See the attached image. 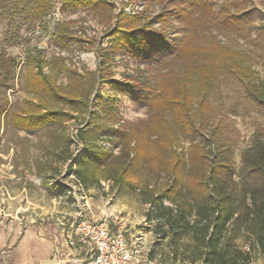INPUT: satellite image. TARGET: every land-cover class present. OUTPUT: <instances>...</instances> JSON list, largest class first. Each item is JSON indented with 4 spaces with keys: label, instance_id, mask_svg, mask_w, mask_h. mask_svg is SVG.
I'll use <instances>...</instances> for the list:
<instances>
[{
    "label": "trees",
    "instance_id": "16d2710c",
    "mask_svg": "<svg viewBox=\"0 0 264 264\" xmlns=\"http://www.w3.org/2000/svg\"><path fill=\"white\" fill-rule=\"evenodd\" d=\"M179 1L173 2L172 10L157 16L165 25L159 30L149 16L131 15L124 10L115 15L111 0H63L67 12L86 9L111 30L112 52L126 49L137 59L150 60V64L163 55L174 58L162 63L155 75L156 87L144 88L142 84L121 85L112 77L111 63L102 64L99 70L79 71L66 63L67 58L49 59L45 50L28 46L23 68L31 99L11 120L29 132L65 125L73 118L86 122L76 128L74 140L69 138L70 145L81 153L70 148L66 159V171L73 173L81 185L89 188L101 180H111L138 188L150 204L148 220L166 227L164 233L171 234L175 245L183 237L193 240L186 247L193 246L191 262L195 264H249L257 259L254 250L264 253V136L243 152L236 180L239 171L233 152L237 132L225 112H219L210 124L212 107L207 96L223 82V76H228L242 80L248 99L264 106V81L254 69L253 53L224 44L207 32L210 26H217L262 48L264 53V24L258 25L254 36L253 10L257 8L252 0H230L218 11L209 0ZM55 2L0 0V24L10 28V37L23 25L41 22L45 28L44 18ZM173 16L181 24L182 35L170 43ZM73 23L74 20L62 21L48 26L49 40L61 50L76 40ZM13 28L16 31L12 32ZM22 40L29 42L25 36ZM16 60L0 40V121L9 105L8 91L15 87V78L18 80L22 72L17 70ZM61 73L67 76L66 85L58 82ZM100 82H108L121 92L147 89L149 118L131 128L127 123L118 124L116 97L110 96L109 101L93 99ZM138 95L134 93L136 99ZM95 105L101 115L92 110ZM262 132L264 135V129ZM181 136L191 139L187 147L180 143ZM198 136L202 139L195 141ZM102 141H108L111 147L101 145ZM113 147H118V152ZM145 167L171 181L159 190L141 185ZM230 226L244 230L252 237L253 246L239 249L231 242L225 243ZM178 250L177 246L175 251Z\"/></svg>",
    "mask_w": 264,
    "mask_h": 264
},
{
    "label": "rangeland",
    "instance_id": "374dc122",
    "mask_svg": "<svg viewBox=\"0 0 264 264\" xmlns=\"http://www.w3.org/2000/svg\"><path fill=\"white\" fill-rule=\"evenodd\" d=\"M228 1L230 0H209L215 11L220 10ZM252 1L257 8L253 10L255 36L258 25L264 24V0ZM173 2L180 1L111 0L115 15L124 10L131 15L149 16L152 25L159 30H163L165 25L157 16L172 10ZM64 12V21L74 20L71 28L76 40L71 42L68 49L61 50L49 40L48 34L51 31L48 28L53 25L45 22L47 25L45 39L48 45L45 55L49 59L53 56L75 59L83 71L99 70L102 64L107 66L111 63L112 77L121 85L142 84L141 86L146 88L156 87L155 75L162 63L174 58V55H163L160 60L150 64V60L137 59L126 49L114 53L111 47L113 45L111 30L97 16L83 8L75 13L66 10ZM171 21L170 43L173 42L172 39L182 35L179 20L173 16ZM7 30L10 28L0 24V40L6 47L8 55L17 57L16 62H19L17 70L21 69L22 72L18 80L15 78V87L8 91L9 105L0 121V264H67L66 230L80 214L92 219H108L113 227L122 229L129 239L138 238L150 257L167 264H195L191 262L193 246L186 247L187 244H193V240L189 236L183 237L178 241V245H175L171 234L164 233L163 228L166 227L158 225L156 220H148L150 204L146 202L138 188L111 180H101L100 183L86 188L77 181L73 173L69 174L66 171L68 166L66 159L70 148L75 149L77 154V148L70 145L69 138L74 140L76 128L84 126L86 122L73 118L65 125L42 127L33 132L21 130L12 123L11 119L15 113L27 106L31 99L25 88L26 73L23 68L25 58L22 57L25 51L29 50V42L26 44L22 40L25 33L24 25L17 34L13 33V37L7 34ZM13 31H16L15 28ZM207 33L224 44L253 53L254 69L264 81L262 48L254 47L248 41L237 38L235 33L214 25L208 28ZM58 82L66 85L67 76L61 73ZM134 93L140 94L137 99ZM146 94L147 89L141 91L131 88V91L121 92L108 82H100L93 99L102 97L109 101L110 96L116 97L120 115L118 124L127 123L128 128H131L146 121L150 116ZM207 99L212 107L210 124L215 122L219 112H225L230 116L237 132L233 159L239 171L236 180H239L243 152L251 147L259 136H264L262 132L264 106L248 99L242 80L228 76H223V82L207 96ZM65 110L68 111L69 107H65ZM92 110L102 114L97 105L93 106ZM168 119L175 127L171 117ZM201 139V136H198L195 141ZM190 142L189 137L181 136L180 143L185 147ZM100 144L106 145L107 148L111 147L108 141H102ZM113 151L118 152V147H113ZM170 181L166 175L152 173L146 167L139 180L141 185H148L156 190ZM166 203L169 204L167 201ZM229 228L225 243L231 242L239 249L253 246L252 237L250 238L244 230L233 229L232 226ZM177 246L178 252L175 251ZM253 252L259 264H264V253L257 249ZM200 263L202 262H196Z\"/></svg>",
    "mask_w": 264,
    "mask_h": 264
},
{
    "label": "built area",
    "instance_id": "2783aa9c",
    "mask_svg": "<svg viewBox=\"0 0 264 264\" xmlns=\"http://www.w3.org/2000/svg\"><path fill=\"white\" fill-rule=\"evenodd\" d=\"M64 11L63 1L57 0L53 10L45 16L44 23L55 25L64 21ZM46 35L41 22L25 26L24 36L29 39L31 48L47 49ZM22 57L25 58V53ZM66 63L82 71L75 59H67ZM80 153L81 150H77V154ZM65 242L67 264H155L138 238L129 239L122 229L113 227L108 219H92L80 214L68 226ZM249 264H259V262L257 259H252Z\"/></svg>",
    "mask_w": 264,
    "mask_h": 264
},
{
    "label": "crops",
    "instance_id": "0c3cea01",
    "mask_svg": "<svg viewBox=\"0 0 264 264\" xmlns=\"http://www.w3.org/2000/svg\"><path fill=\"white\" fill-rule=\"evenodd\" d=\"M147 253V252H146ZM148 254V253H147ZM152 260H154L155 261V264H167V263H164V262H162L161 260H159V259H155V258H153V257H150ZM17 264V263H16Z\"/></svg>",
    "mask_w": 264,
    "mask_h": 264
}]
</instances>
